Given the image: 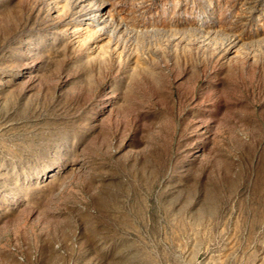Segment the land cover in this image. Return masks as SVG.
Returning a JSON list of instances; mask_svg holds the SVG:
<instances>
[{"label": "rangeland", "instance_id": "374dc122", "mask_svg": "<svg viewBox=\"0 0 264 264\" xmlns=\"http://www.w3.org/2000/svg\"><path fill=\"white\" fill-rule=\"evenodd\" d=\"M0 264H264V0H0Z\"/></svg>", "mask_w": 264, "mask_h": 264}]
</instances>
